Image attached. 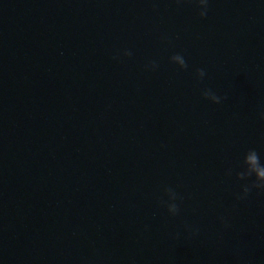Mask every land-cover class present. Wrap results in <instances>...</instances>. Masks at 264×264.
I'll use <instances>...</instances> for the list:
<instances>
[{"label":"water","instance_id":"obj_1","mask_svg":"<svg viewBox=\"0 0 264 264\" xmlns=\"http://www.w3.org/2000/svg\"><path fill=\"white\" fill-rule=\"evenodd\" d=\"M249 148L264 163V0H41L0 65V264H264Z\"/></svg>","mask_w":264,"mask_h":264},{"label":"clouds","instance_id":"obj_2","mask_svg":"<svg viewBox=\"0 0 264 264\" xmlns=\"http://www.w3.org/2000/svg\"><path fill=\"white\" fill-rule=\"evenodd\" d=\"M176 2L182 3L183 0H176ZM199 7V16L201 18H206L209 10L210 0H195ZM164 40L168 38L166 36L161 37ZM133 52L130 49H126L123 52V56L131 58ZM119 55L113 56V59H119ZM169 61L177 65L181 70H188L189 64L185 59L184 54L182 53H174L169 57ZM159 68V64L156 60H150L145 64V69L148 71H155ZM195 75L198 82H202L206 77L207 73L203 68L195 69ZM201 95L204 99L211 101L214 104H221L223 100L227 99V96H220L216 94L211 88H205L201 91ZM242 170L235 171L233 168H229L226 171L227 176H232L235 171L236 178L239 181H245L241 185V191L236 193V199L238 201L246 200L249 195L252 193L254 189H258L260 191H264V163H261L260 153L255 148H249L243 156L242 164L240 165ZM255 177L254 180L251 178ZM247 181H251L250 183ZM164 193L167 196V200L161 198L160 204L163 207H166L168 213L175 217L180 214L181 208L180 203L183 201V197L172 187H165ZM221 223L227 228L229 225L227 221L221 217ZM188 230L192 236L198 234V228H192L188 226Z\"/></svg>","mask_w":264,"mask_h":264}]
</instances>
